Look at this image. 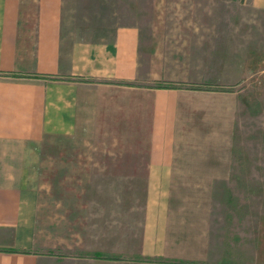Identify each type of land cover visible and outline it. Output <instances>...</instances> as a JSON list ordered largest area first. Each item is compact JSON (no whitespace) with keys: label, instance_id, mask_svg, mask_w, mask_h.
I'll use <instances>...</instances> for the list:
<instances>
[{"label":"crops","instance_id":"1","mask_svg":"<svg viewBox=\"0 0 264 264\" xmlns=\"http://www.w3.org/2000/svg\"><path fill=\"white\" fill-rule=\"evenodd\" d=\"M140 1L0 0V264H264V210L236 237L203 191L262 182L213 156L231 89L264 73V0ZM48 137L74 144L69 185L115 193L10 180Z\"/></svg>","mask_w":264,"mask_h":264},{"label":"rangeland","instance_id":"2","mask_svg":"<svg viewBox=\"0 0 264 264\" xmlns=\"http://www.w3.org/2000/svg\"><path fill=\"white\" fill-rule=\"evenodd\" d=\"M130 1L122 0V13L125 16H128L130 12L128 9L131 4ZM140 4L144 8L147 5V0H141ZM149 13L146 9L139 12L141 18H147ZM261 63L264 65V60ZM240 84L234 92L231 89V93H235V95H231V118L228 124L229 130L225 131L228 136L227 142L230 153L213 157L219 158L220 163L259 166L258 168L263 169V71L242 79ZM73 146L74 144H69L67 140L54 137H48L40 143L31 144L26 149L25 155L13 156L4 164L6 176L18 186L36 189L41 195L59 197L68 194H114V188L69 185L71 180H69L67 170V150ZM251 173L257 174V178L262 176V178H258L262 182H257L253 176L252 179H246L236 187L203 188L204 193L212 195L213 200H215V202H205L207 209L221 211L224 212L223 214L231 211V218L234 217L231 219V227H233L231 233L236 234V237L240 236L241 230L245 228L242 227L241 222L246 212L264 210V171H251ZM128 189L131 190V188ZM188 190L194 191L191 188ZM242 214L244 215L242 216ZM239 242H236L237 251L240 247Z\"/></svg>","mask_w":264,"mask_h":264},{"label":"trees","instance_id":"3","mask_svg":"<svg viewBox=\"0 0 264 264\" xmlns=\"http://www.w3.org/2000/svg\"><path fill=\"white\" fill-rule=\"evenodd\" d=\"M159 86H161V85H165V86H167V87H176L177 86V84H175V83H166V84H158Z\"/></svg>","mask_w":264,"mask_h":264}]
</instances>
